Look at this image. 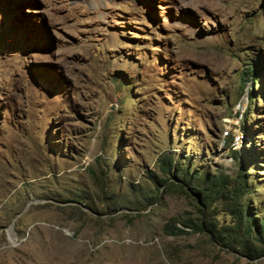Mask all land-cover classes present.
<instances>
[{"label":"rangeland","instance_id":"obj_1","mask_svg":"<svg viewBox=\"0 0 264 264\" xmlns=\"http://www.w3.org/2000/svg\"><path fill=\"white\" fill-rule=\"evenodd\" d=\"M164 155L264 216V0H0V264H264Z\"/></svg>","mask_w":264,"mask_h":264},{"label":"trees","instance_id":"obj_2","mask_svg":"<svg viewBox=\"0 0 264 264\" xmlns=\"http://www.w3.org/2000/svg\"><path fill=\"white\" fill-rule=\"evenodd\" d=\"M250 79L253 84L261 83L262 73L259 67L251 65L249 68ZM248 73L245 74V76ZM249 95L252 99H255V92L253 88L249 91ZM253 101V100H252ZM234 157H239V153L233 151ZM240 159V158H239ZM160 168L164 176L172 174V170L175 169V178H178L182 183L187 184V186L194 192L198 199L204 203L206 206H211L215 200L222 199L227 200L225 206L227 212L231 216L232 220L229 225L219 230L213 222L206 221L198 223H192V221L183 222L185 229H192L195 231H208L213 234L216 243L221 246L238 252L242 256L247 257L250 260H258L264 257V216L257 221L251 213V209L247 205H243L242 201L248 194H251L249 188V181L247 176V163L245 160L240 161V172L238 179H230L224 174H218L214 178L210 179V176L204 178L203 183H191L186 181L183 174L190 173V168H184L179 162L171 158L168 155L160 157ZM198 176V175H197ZM196 177V176H195ZM193 177V178H195ZM192 177V181L194 180ZM152 179L161 187H169L172 185H177L176 183H170L169 179H164L163 177L152 176ZM199 178H196L198 181ZM234 182V183H233ZM232 183V184H231ZM182 187V185H180ZM149 205H154L158 202L157 198H150ZM204 214V212H203ZM205 215V214H204ZM182 224V223H181ZM178 226V223H173L170 233L172 235L186 234L187 231Z\"/></svg>","mask_w":264,"mask_h":264},{"label":"water","instance_id":"obj_3","mask_svg":"<svg viewBox=\"0 0 264 264\" xmlns=\"http://www.w3.org/2000/svg\"><path fill=\"white\" fill-rule=\"evenodd\" d=\"M11 232H12V230H11ZM11 235L14 236V235H13V232L11 233Z\"/></svg>","mask_w":264,"mask_h":264}]
</instances>
